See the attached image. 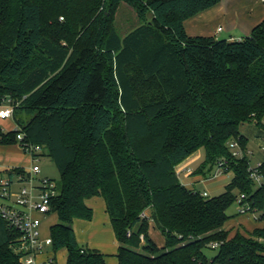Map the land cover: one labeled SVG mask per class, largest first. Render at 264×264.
<instances>
[{"label": "trees", "instance_id": "1", "mask_svg": "<svg viewBox=\"0 0 264 264\" xmlns=\"http://www.w3.org/2000/svg\"><path fill=\"white\" fill-rule=\"evenodd\" d=\"M61 1L52 20L67 19L64 36L48 30L41 0H0V105L20 102L17 128H0V145H19L24 134L21 145L39 146L36 157H50L60 173L52 251L66 249V264H107L105 255L79 245L74 231L76 220L93 218L86 201L102 197L120 244L118 264H264V225L250 234L227 228L228 210L242 194L241 206L264 224V162L252 168L230 148L235 141L246 153L241 126L264 118V21L229 41L185 29L221 0ZM121 3L142 22L124 37L112 20ZM201 148L200 174L222 160L233 173L219 196L179 180L176 168ZM17 236L0 217V264H22ZM213 243L218 252L209 258Z\"/></svg>", "mask_w": 264, "mask_h": 264}, {"label": "crops", "instance_id": "2", "mask_svg": "<svg viewBox=\"0 0 264 264\" xmlns=\"http://www.w3.org/2000/svg\"><path fill=\"white\" fill-rule=\"evenodd\" d=\"M263 21L264 2H262V0H221L215 7L187 20L185 22V29L187 34L192 37L206 36L215 37L217 39H226L229 41H240L245 37L250 36L254 29L260 26ZM219 28H223V30L218 32ZM7 120L9 119L3 120L0 118V128L2 131L10 132L15 130L17 128L15 119L10 122H7ZM241 134L248 140L247 147L250 144L257 147L260 156L259 164L264 162V118L260 121V124L256 122V127L248 125L247 123L243 124L241 126ZM199 158L200 154L194 153L183 162L185 168L184 171L187 172L188 176H192L190 173L192 171L189 170V166L195 163ZM27 160L30 162L31 157L25 154L18 144L0 145L1 168H9L8 170L22 168L25 170ZM29 164L31 166V163ZM7 169L6 171H8ZM211 173L212 171L209 174L210 176ZM210 176L202 175L194 179L192 178L193 181L188 184V187L186 188L190 190H198L194 185L197 182L204 181V183H212L220 178L218 177L216 179L207 180ZM86 204L93 209L94 214L90 221L76 220L74 222V231L77 242L79 245L86 247L89 250H97L105 255L107 264H118L117 254L120 244L114 234L105 200L102 197H94L87 200ZM242 216L243 215L241 214L238 218L237 216L236 218L233 217L229 221L227 228L232 231V235H234L237 230L250 234L256 228H261L264 225L257 220V216L254 214L252 215L255 221L253 224L249 219H242ZM50 227L46 232L42 230L44 236L50 235ZM153 229L154 228L151 227L149 231L150 236L159 247H163L165 245V240H163V243H157L153 236ZM61 250L62 252L48 251V254L40 255L38 260L43 264L49 257H53L56 263L66 264L68 252L66 249ZM58 255L60 256V259L58 258Z\"/></svg>", "mask_w": 264, "mask_h": 264}, {"label": "built area", "instance_id": "3", "mask_svg": "<svg viewBox=\"0 0 264 264\" xmlns=\"http://www.w3.org/2000/svg\"><path fill=\"white\" fill-rule=\"evenodd\" d=\"M222 30V28H219L218 32ZM0 118L3 120L14 118V106L10 101L0 105ZM23 137L24 134L19 133L17 140L20 143L21 150L31 157V166L29 170H24L23 173L13 178L8 176L0 178V217L18 235L14 251L20 256L21 263L42 264L39 262L38 257L48 254V249L53 246L52 237L43 235V225L55 215L52 202L59 195V186L55 180L48 178L38 180L35 178L41 173V168L36 164L39 157L36 156L42 152V149L39 146L30 144L21 145ZM230 148L233 156L238 158L241 152H233V149L240 148L238 142L231 143ZM215 168L216 170L214 172L212 170L211 176L207 180L216 179L228 173L225 160L218 162ZM252 178L258 185L261 184L262 180L256 171L252 173ZM14 179L16 182H14ZM19 184H25V186L15 189L14 187ZM203 196L208 197L209 194L203 192ZM239 198L241 202L245 199V195L242 194ZM249 210L248 206H244L240 213L246 214ZM143 217H148L147 213ZM260 241L264 244V239ZM210 248L218 250L219 244L213 243ZM55 263V259L49 257L43 264Z\"/></svg>", "mask_w": 264, "mask_h": 264}, {"label": "rangeland", "instance_id": "4", "mask_svg": "<svg viewBox=\"0 0 264 264\" xmlns=\"http://www.w3.org/2000/svg\"><path fill=\"white\" fill-rule=\"evenodd\" d=\"M56 1L57 0H41V2L44 3V7H45V12L47 14V27L48 30L53 31L55 34L58 33V36H64L68 30H70L71 28L69 27V24L67 23V19L64 21L63 20V15H61L59 17V20L57 21V25L55 20H52V13L57 12L58 6L56 5ZM64 1V0H63ZM88 0H78V3H84L87 4ZM60 6L63 5L64 2H62L60 0ZM103 7H100V9L97 12V15L102 11ZM77 13H80L78 11H76ZM85 13V12H84ZM96 15V13L86 22V23H82L81 27H79L76 31V33H74L73 37H74V41L77 44L80 41V37L79 34H81V30L82 27L86 28L89 26V24L91 23V21L93 20L94 16ZM65 17V16H64ZM152 17L151 13L147 14V18L148 20H150ZM77 19V17H76ZM112 20H113V27L115 28V30L118 32V34L122 37L126 36L128 33H130L131 31H133L134 29H136L137 27H139L141 25V20L138 17L136 11L134 8H132L131 6L127 5L126 3H121L119 4L116 9L113 11L112 14ZM78 22V21H77ZM77 24V23H76ZM80 24V23H79ZM80 26V25H79ZM223 29V28H222ZM63 45H68L65 41H61ZM11 103L13 104V106L15 108L19 107L20 102H16L13 99L10 98ZM8 103V102H7ZM21 116V112H17L16 114V118L20 119ZM253 120L252 122L247 123L248 125L254 126L256 127V117L252 116ZM10 121H14V119H9L7 120V122ZM235 141H231V143H234ZM241 152V154L238 156V158H243L244 156H246L250 166L252 168H255L258 166L259 161H260V156H259V151L257 149L256 146H254L253 144H250L247 149H246V153L243 152L242 148H238L236 150L233 149V152ZM195 153H199L200 154V158L193 163L191 166H189V170H191L192 172H190L192 174V176H188L187 172L184 171V163H181L178 167H177V174L179 177V180L181 182L182 185L188 187V184H190L194 178L202 176V174H200L198 171L201 169L202 165L205 162V149L201 148L199 149L197 152ZM28 159V158H27ZM29 160H27L26 164H25V170H29L30 167V162H28ZM37 165H39V167L41 168V173L37 176H35L36 179H42V178H48V179H52L55 180V182L59 185V180H60V173L55 165V163L53 162V160L48 157V156H43L40 157L39 160L36 163ZM2 166H0V177H6L7 175V168H1ZM9 169V168H8ZM7 169V170H8ZM216 170V168H213V172ZM206 175L209 177L210 172L209 169L207 168L205 171ZM193 178V179H192ZM233 179V173L229 172V174L223 175L222 177H220L218 180L213 181L212 183H204L203 182H197L195 185V187L198 189V191L200 192H204L207 191V193L209 194L210 197H215V196H219L222 193H224L225 191V187L231 183ZM14 182L15 179H14ZM21 186H25V184H19L18 186L14 187L15 189H18V187ZM258 186V185H257ZM243 208V206H241L240 204V198H238V200L230 207V209L228 210V215L231 216L232 218H238L239 215H241L240 211ZM243 218L242 219H246V220H251L252 224L254 221L253 218V214L252 213H246V214H242ZM253 220V221H252ZM58 222L57 216L54 215L52 216L50 219H48L44 225H43V231H47V229L56 224ZM248 225V224H247ZM151 229V227H150ZM153 236L154 239H156L157 243H163L164 237L162 236V234L158 231L153 229ZM53 249L49 248L48 251L51 252ZM66 251V250H64ZM59 252H62V250H59ZM217 250H212V249H207L206 250V255L209 258L214 257L217 254ZM60 256L58 255V258ZM60 259V258H59Z\"/></svg>", "mask_w": 264, "mask_h": 264}, {"label": "bare ground", "instance_id": "5", "mask_svg": "<svg viewBox=\"0 0 264 264\" xmlns=\"http://www.w3.org/2000/svg\"><path fill=\"white\" fill-rule=\"evenodd\" d=\"M15 114V113H14Z\"/></svg>", "mask_w": 264, "mask_h": 264}]
</instances>
